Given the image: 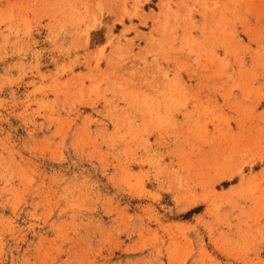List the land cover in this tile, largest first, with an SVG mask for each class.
<instances>
[{
	"label": "rangeland",
	"instance_id": "374dc122",
	"mask_svg": "<svg viewBox=\"0 0 264 264\" xmlns=\"http://www.w3.org/2000/svg\"><path fill=\"white\" fill-rule=\"evenodd\" d=\"M0 264H264V0H0Z\"/></svg>",
	"mask_w": 264,
	"mask_h": 264
}]
</instances>
